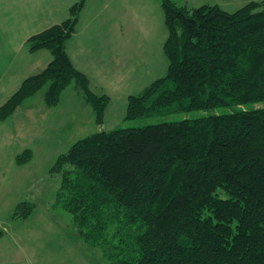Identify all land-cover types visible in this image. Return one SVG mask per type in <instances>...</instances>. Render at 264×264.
<instances>
[{
	"label": "trees",
	"instance_id": "trees-1",
	"mask_svg": "<svg viewBox=\"0 0 264 264\" xmlns=\"http://www.w3.org/2000/svg\"><path fill=\"white\" fill-rule=\"evenodd\" d=\"M87 0L26 42L52 58L0 105L10 118L44 85L48 106L75 82L97 122L110 100L90 87L67 50ZM165 76L130 94L126 118L227 107L203 117L102 129L75 141L52 170L57 201L109 264H264V0L230 12L160 0ZM26 148L18 164L32 159ZM32 204L23 201L17 211ZM31 204V205H30Z\"/></svg>",
	"mask_w": 264,
	"mask_h": 264
},
{
	"label": "rangeland",
	"instance_id": "rangeland-1",
	"mask_svg": "<svg viewBox=\"0 0 264 264\" xmlns=\"http://www.w3.org/2000/svg\"><path fill=\"white\" fill-rule=\"evenodd\" d=\"M76 1L0 0V105L24 78L41 71L52 58L48 49L31 52L27 38L67 18ZM174 1L190 7L218 3L233 12L252 0ZM123 32V37L116 36ZM166 37L160 0H87L69 52L75 66L88 75L92 90L110 96L104 119L96 121L92 106L72 82L56 105L45 103L46 84L10 118L0 120V264H109L101 248L81 236L72 214L57 201L62 172L52 168L58 156L78 139L102 129L229 110H169L126 118L128 96L167 74ZM115 41L122 47L121 60L116 57ZM246 106L264 107V100ZM26 148L32 150V159L18 164L16 156ZM23 201L31 203L32 209L24 217L29 210L25 204L15 216Z\"/></svg>",
	"mask_w": 264,
	"mask_h": 264
},
{
	"label": "crops",
	"instance_id": "crops-1",
	"mask_svg": "<svg viewBox=\"0 0 264 264\" xmlns=\"http://www.w3.org/2000/svg\"><path fill=\"white\" fill-rule=\"evenodd\" d=\"M87 3V2H86ZM86 6V5H85ZM85 8V7H84ZM83 8V9H84ZM121 29H124L123 27H121ZM123 35H124V32L122 33V34H118V35H116V36H119V37H123ZM74 36V35H73ZM73 36L69 39V41H68V43H67V50H68V52H69V44L71 43V40H72V38H73ZM166 40V39H165ZM122 41V39H120L119 40V43ZM115 44H116V48H118V50L117 51H115L116 53H117V55H116V57H118L119 58V60H121L122 59V57L124 56V54H123V52L121 53V46H118V44H117V41H115ZM124 48H125V52L127 51V47L126 46H124ZM69 55H70V57H71V59H72V61H73V63H74V60H73V56H71V54H70V52H69ZM78 68V67H77ZM79 69V68H78ZM81 70V69H80ZM82 71V70H81ZM84 72V71H83Z\"/></svg>",
	"mask_w": 264,
	"mask_h": 264
}]
</instances>
